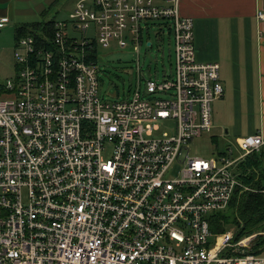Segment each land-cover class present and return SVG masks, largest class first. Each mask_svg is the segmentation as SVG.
Instances as JSON below:
<instances>
[{
	"label": "built area",
	"instance_id": "built-area-1",
	"mask_svg": "<svg viewBox=\"0 0 264 264\" xmlns=\"http://www.w3.org/2000/svg\"><path fill=\"white\" fill-rule=\"evenodd\" d=\"M180 4L78 0L51 39L16 42V76L0 82V264H264L252 246L264 233L211 231L264 137L237 139V156L191 155L225 90ZM154 21L170 23L175 73L146 80L138 65L131 97H101L99 47L139 52Z\"/></svg>",
	"mask_w": 264,
	"mask_h": 264
},
{
	"label": "crops",
	"instance_id": "crops-1",
	"mask_svg": "<svg viewBox=\"0 0 264 264\" xmlns=\"http://www.w3.org/2000/svg\"><path fill=\"white\" fill-rule=\"evenodd\" d=\"M33 1L0 0V15L11 17L17 6ZM54 1L48 0V8ZM46 7L17 13L41 14ZM180 10L194 21L197 59L221 68L225 93L213 105V125L232 133L235 143L264 137V20L258 19L264 0H181Z\"/></svg>",
	"mask_w": 264,
	"mask_h": 264
},
{
	"label": "rangeland",
	"instance_id": "rangeland-1",
	"mask_svg": "<svg viewBox=\"0 0 264 264\" xmlns=\"http://www.w3.org/2000/svg\"><path fill=\"white\" fill-rule=\"evenodd\" d=\"M77 1L57 0L54 6L48 10L46 16H41L40 14H21L17 13V9H36L37 7H43V5H46V8H48V0H35L31 3L17 6L16 12H13L11 17L9 16L10 23L0 30L1 83L8 79H14L16 76L15 33L17 27L21 24L33 25L38 22L65 20L73 11ZM149 43L152 46H149ZM195 50L196 58H198V50L196 48ZM98 54L102 69V72L99 73V91L100 96L107 100H122L129 96L131 97L138 86L140 78L139 66L142 69L141 75L146 80L163 81L165 77L175 73L177 64L174 34L170 23L163 21L150 23L149 32H145L144 44L139 47V52L132 46L121 49L111 44L107 49L99 47ZM197 61L200 62L198 59ZM131 89L132 91L130 92ZM235 145V136L232 133L225 135L222 129H217V126H214L210 133H204L200 138L193 141L191 155L194 157L210 158L218 155L220 152H227L229 149H232L235 156H237L238 148ZM244 190L250 191L251 189L245 187ZM230 229L235 230L234 227ZM258 238L259 235L252 243V246L258 244Z\"/></svg>",
	"mask_w": 264,
	"mask_h": 264
},
{
	"label": "trees",
	"instance_id": "trees-1",
	"mask_svg": "<svg viewBox=\"0 0 264 264\" xmlns=\"http://www.w3.org/2000/svg\"><path fill=\"white\" fill-rule=\"evenodd\" d=\"M57 1V0H56ZM49 8L41 12L46 16ZM54 33V22H38L33 25L24 24L16 29V42L26 36L51 39ZM239 179L243 187H239L227 210L217 214L211 220V231L214 234L224 233L235 228V241L256 233L264 232V146L258 152L248 155L237 167ZM244 187L250 188L245 191ZM254 253L264 250V236L259 235Z\"/></svg>",
	"mask_w": 264,
	"mask_h": 264
},
{
	"label": "water",
	"instance_id": "water-1",
	"mask_svg": "<svg viewBox=\"0 0 264 264\" xmlns=\"http://www.w3.org/2000/svg\"><path fill=\"white\" fill-rule=\"evenodd\" d=\"M149 46L151 45V43L148 44Z\"/></svg>",
	"mask_w": 264,
	"mask_h": 264
}]
</instances>
